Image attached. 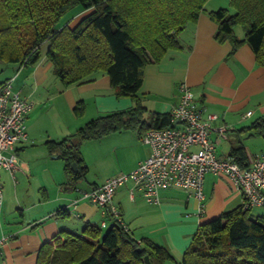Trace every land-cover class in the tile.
<instances>
[{
  "label": "crops",
  "instance_id": "1",
  "mask_svg": "<svg viewBox=\"0 0 264 264\" xmlns=\"http://www.w3.org/2000/svg\"><path fill=\"white\" fill-rule=\"evenodd\" d=\"M229 1L210 0L206 4L198 21L181 33V48L169 52L159 64L147 66L139 95L149 112L172 114L180 103L178 87L187 84L206 115H216L213 125L227 128L226 139L212 135L219 157L229 159L231 153L219 148L222 143H242L250 165L264 155V138L243 131L264 120V67L258 64L251 46L245 44L233 53L230 43L217 42L218 25L209 13L230 8ZM87 14H74L69 26L75 27ZM237 35L244 38L243 31ZM43 48L39 63L22 71L29 86L33 84V93L25 99L34 106L27 119L28 140L16 147L20 167L14 173L0 170L4 193L0 264H38L42 247L54 244L63 232L81 234L87 226L101 227L104 222L111 226L114 219L82 200L81 194L101 187L114 176L134 171L152 153L138 131L94 140L88 152L82 150L89 168L87 178L75 189L67 188L64 162L49 153L47 143L75 134L89 119L129 110L135 102L117 98L107 75L67 88L52 76V63ZM41 100L51 107L42 108L38 104ZM80 101L86 107L83 117L75 114ZM47 115L51 123L56 121L52 129L42 122ZM204 186L203 202L183 190L169 189L161 190L158 202L150 203L139 189L132 195L134 185L128 183L117 191L113 207L135 239L147 238L167 249L173 260L166 264H183L200 226L243 202L241 193L224 175L207 174Z\"/></svg>",
  "mask_w": 264,
  "mask_h": 264
},
{
  "label": "trees",
  "instance_id": "2",
  "mask_svg": "<svg viewBox=\"0 0 264 264\" xmlns=\"http://www.w3.org/2000/svg\"><path fill=\"white\" fill-rule=\"evenodd\" d=\"M209 1L0 0V62L34 67L47 46L53 74L67 88L107 75L117 98L135 102L129 110L105 114L64 140L47 143L49 153L64 162L67 188L75 189L89 174L81 152L84 142L123 131H138L141 136L175 127L171 113L149 112L143 106L139 92L145 69L181 48V33L198 21ZM229 4L234 14L229 9L209 13L218 25L217 42L230 43L233 53L245 44L251 46L264 67V0H230ZM74 11L88 14L70 27L64 18ZM238 27L243 39L236 33ZM85 111L80 101L75 114L83 117ZM243 131L264 138V120ZM229 158L243 168L249 166L242 143ZM250 210L241 205L200 226L183 264H264V216L253 218ZM108 217L112 220V215ZM111 226L89 225L81 234L63 232L54 244L42 247L38 264H146V257L151 264L173 260L167 249L150 239L138 241L115 220Z\"/></svg>",
  "mask_w": 264,
  "mask_h": 264
},
{
  "label": "built area",
  "instance_id": "3",
  "mask_svg": "<svg viewBox=\"0 0 264 264\" xmlns=\"http://www.w3.org/2000/svg\"><path fill=\"white\" fill-rule=\"evenodd\" d=\"M14 80L0 86V170L14 173L20 167L16 147L28 140L27 119L33 104L14 90ZM180 103L172 112L173 128L150 130L141 135L152 153L130 173L119 174L101 187L81 194L102 210V213L120 223L128 231L121 215L113 207L117 191L128 183L143 192L150 203L159 200L161 190L180 189L203 202L207 174L224 175L242 195L245 209L264 208V155L243 168L234 159L219 157L213 133L227 138V128L215 127L216 115H206L198 105L191 88L182 83L178 87ZM251 113L248 114L250 116ZM4 205L3 186L0 183V215ZM204 205L202 206V212ZM107 228V223H102Z\"/></svg>",
  "mask_w": 264,
  "mask_h": 264
},
{
  "label": "rangeland",
  "instance_id": "4",
  "mask_svg": "<svg viewBox=\"0 0 264 264\" xmlns=\"http://www.w3.org/2000/svg\"><path fill=\"white\" fill-rule=\"evenodd\" d=\"M228 9L230 10L231 14L235 13L230 8H228ZM74 14H76L75 11L70 13V14L68 13L65 16L64 21H68L69 19H71L74 16ZM236 31H237V33H240V34L242 33V29L240 27H238ZM47 49H48V47H44L42 52L46 53ZM31 67H33V66H28L27 68H31ZM25 68L26 67H21V65H19V64H6L3 62H0V83H2V82L4 83V82H6V80L10 81V79L14 78V82H13L14 90L17 92H20L23 98H27L29 95H31L33 93V84H32V87H30L29 82H28V78H26L25 73L24 74L22 73L23 69H25ZM21 73H22V75H20ZM52 76L55 77L54 74H52ZM30 99H32V98H30ZM38 104L42 108H45V109H49L51 107V104H49L48 102H42V100ZM46 118L44 117L42 119V122L44 123V125H46V127H49L52 129L53 127L56 126V121H54V122L52 121V123H51L50 116L47 115ZM97 118H99V117H97ZM97 118L89 119L86 123H84V125L82 127H84L87 123H89L90 121L95 120ZM99 140H101V139H99ZM94 143H95L94 140L84 142L81 146V152H82V150H83V152H88L89 147L91 145H94ZM238 146H239V144H236V143L234 145H231L230 142H225V143H222V145L219 148L223 149L224 153L225 152L229 153V152H231L232 148H236ZM83 152H82V154H83ZM250 215L253 218L264 216V209H261V208L251 209Z\"/></svg>",
  "mask_w": 264,
  "mask_h": 264
},
{
  "label": "water",
  "instance_id": "5",
  "mask_svg": "<svg viewBox=\"0 0 264 264\" xmlns=\"http://www.w3.org/2000/svg\"><path fill=\"white\" fill-rule=\"evenodd\" d=\"M72 168H73L74 171H77V170H78L76 164H73V165H72ZM111 227H112V226H111ZM111 227H110V228H111ZM105 237H106V234L103 235V239H104ZM145 262H146V264H151V262L149 261V257H146V258H145Z\"/></svg>",
  "mask_w": 264,
  "mask_h": 264
}]
</instances>
